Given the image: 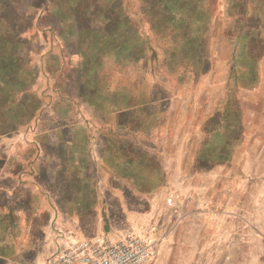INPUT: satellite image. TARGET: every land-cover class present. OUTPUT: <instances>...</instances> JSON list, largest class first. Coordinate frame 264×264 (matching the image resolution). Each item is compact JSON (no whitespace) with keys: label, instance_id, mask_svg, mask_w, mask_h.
<instances>
[{"label":"rangeland","instance_id":"1","mask_svg":"<svg viewBox=\"0 0 264 264\" xmlns=\"http://www.w3.org/2000/svg\"><path fill=\"white\" fill-rule=\"evenodd\" d=\"M1 169L51 252L129 231L152 264H264V0H0Z\"/></svg>","mask_w":264,"mask_h":264},{"label":"crops","instance_id":"2","mask_svg":"<svg viewBox=\"0 0 264 264\" xmlns=\"http://www.w3.org/2000/svg\"><path fill=\"white\" fill-rule=\"evenodd\" d=\"M17 171L8 169L5 172L3 169L0 170V207L8 209L5 217L0 219V264H46L45 261L54 246V238L47 223V218H43L35 211L36 208L37 211L43 208L44 203L34 205L33 202L27 201L29 199L26 198V206L18 205L19 176ZM30 192L34 191L31 190ZM241 199V196H234V203L236 204L233 219L235 228L234 233L228 232L229 237H226L234 242L242 239V225L244 223L249 224V227L254 226L251 214L247 213L245 220L242 217L244 214L241 211L243 208ZM230 203L231 201H229ZM114 232H109L108 234ZM96 234L86 237L77 236L76 238L99 236Z\"/></svg>","mask_w":264,"mask_h":264},{"label":"built area","instance_id":"3","mask_svg":"<svg viewBox=\"0 0 264 264\" xmlns=\"http://www.w3.org/2000/svg\"><path fill=\"white\" fill-rule=\"evenodd\" d=\"M177 196L169 193L168 206ZM60 242L46 259V264H152L150 241L129 231H116L96 237L76 238L62 231Z\"/></svg>","mask_w":264,"mask_h":264}]
</instances>
